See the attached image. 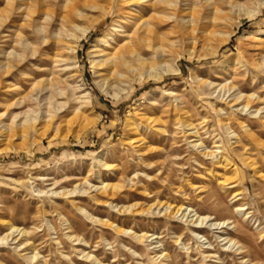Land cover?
<instances>
[{
	"label": "rangeland",
	"instance_id": "1",
	"mask_svg": "<svg viewBox=\"0 0 264 264\" xmlns=\"http://www.w3.org/2000/svg\"><path fill=\"white\" fill-rule=\"evenodd\" d=\"M70 1L84 15L77 25L90 28L72 56L66 44H55L62 17L70 10L65 8L67 0H15V8L0 0V64L13 61L9 53L26 57L19 65L12 62L8 74L3 75L0 65V114L8 113L2 121L10 125L12 113L46 109L51 99L65 106L57 122L66 130L55 137L56 124L40 138L45 130L41 124L25 139L14 138L9 151L0 137V237L13 226L27 232L24 239L30 244L27 252L16 251L15 241L0 245V264H97L86 255L101 264H264V69L255 67L264 62V0L181 3L180 16L195 14L194 27L229 32V42L219 46L217 55L210 52L218 47L219 37L201 40L194 52L192 42L200 33L168 21L173 11L160 0H143L141 5L140 0ZM230 1L253 15L248 17ZM30 5L39 6L43 16H35L32 27L25 10ZM46 10L54 16L51 24L44 20ZM130 11L138 17L129 19ZM140 18L152 26L155 44L165 49L158 61L173 63L180 74L160 82L131 83L116 100L97 85L91 47L104 33L116 38L110 47L99 43L107 53L142 47ZM258 24L263 33L253 32L245 40L246 31ZM40 28L44 33H38ZM43 37L50 45L42 44ZM26 44L36 56L28 54ZM148 55L145 58H151ZM69 58L77 65L73 72L65 70L73 62H65ZM194 77L213 87L200 86ZM78 83L91 95L88 107L82 106ZM225 85L235 90L219 93ZM235 93L255 96L249 111L232 107ZM219 96H224L223 102ZM37 98L41 107L32 102ZM182 116L197 127L202 145L190 143L196 138L185 134ZM129 118L134 119L137 135L127 127ZM129 138L142 142L130 147ZM21 144L27 149H19ZM222 156L235 167L222 164ZM99 161L113 170L101 168ZM232 182L235 188L228 185ZM103 184L119 188L113 193L96 190ZM76 187L72 196L53 194ZM169 205L188 207L230 226L219 232L192 228L191 218L166 213ZM220 237L237 246L226 245ZM25 253L37 254L38 259L30 262Z\"/></svg>",
	"mask_w": 264,
	"mask_h": 264
},
{
	"label": "bare ground",
	"instance_id": "2",
	"mask_svg": "<svg viewBox=\"0 0 264 264\" xmlns=\"http://www.w3.org/2000/svg\"><path fill=\"white\" fill-rule=\"evenodd\" d=\"M8 2H9V7L13 8L15 5V0H8ZM160 2L163 3L164 5H166L168 8H170L173 11L171 16L167 17L168 21H175L178 24H181L182 27L184 29H186V31H190L193 33H200L201 37L200 38H198V37L194 38L195 40L192 42V45H193L192 50L194 52L198 51V45L201 44V40H206V38L208 36H212L214 38H216V37L220 38L217 41L218 47L212 48V50L210 52V54H212V55H217L219 52V50H218L219 46L225 45L229 42V40H230L229 32L223 31V32L218 33L216 31H212V30H210V31L202 30L201 31L200 28L193 26L194 22H196L195 14H190L189 16H186V15H182L183 12H181V16H180V12H178V10L181 7V3H183V2L187 3L188 0H184V1L183 0H174V1L160 0ZM142 3L144 4L143 0L138 1V4L141 5ZM230 4L234 8L243 9L242 6H240L238 4H234L233 1L232 2L230 1ZM38 7L39 6H37V5H30V6H27L25 8V10H27V12H28L27 19L30 22L32 21L31 25H30L31 27H32L33 23L36 21V19H34L35 16H37V18H39V19L41 17H43L41 15V10L38 9ZM21 8H23V6H20L17 9H21ZM65 8H70V10L66 16L62 17V20H61L62 25L60 26L61 32L56 33V37H58V38H57V41L55 44H58L59 46H60V44H63V45L66 44L67 46H65V48H66L65 51H67L68 55L72 56L77 52V50L75 48L76 45L78 46L77 42L81 41L82 39H84L89 34L90 28L77 25V18L82 19V18H84V15L82 12H80V11L76 12V10L73 9L70 0H67ZM92 8H94V6H92ZM46 11L47 12L45 14L44 20H45V22L51 24V22L54 21V16L52 13H50L49 10H46ZM243 11L246 12V15L248 17H251L253 15L252 11H246L244 9H243ZM216 12L220 13L219 10H216ZM134 16L138 17L137 14L130 11L128 14V18L132 19ZM140 19H141V22L138 25L139 29H137V30H138V32L142 31L144 33L143 37L140 38V44L142 45V47L130 45L127 48H125L126 49L125 51L124 50H118V51L116 50L117 52H115V53H112V54L107 53L106 50L100 49L99 43L103 47H110L111 46L110 42L114 43L116 38H115V35H109L106 33L102 34L99 37V39L95 43H93V45L91 47V51H90V53H91V68L93 69L95 78H97V85L103 93H105L109 97L116 99V100L120 98L121 93L128 92L127 87L129 88L131 86V83H140L141 84V83H144L147 81L160 82V81H163L164 77H166V76L179 75L180 74V70L175 69L173 63L171 64V63H168L165 61H158V57L164 55L165 49L160 43L155 44L156 40H154L151 37V35L155 34V32L153 31L152 26L150 27V24L148 23V21L144 20L143 18H140ZM50 24H48V25H50ZM261 26L262 25L258 24L257 26L248 29L246 31L244 39L245 40L251 39V33H253V32L263 33ZM37 31H38V33H42V32L44 33L43 28H40ZM121 33H123V31H121ZM43 38L44 39L42 40V44L45 46L50 45L48 38H46V37H43ZM171 45H173V43H171ZM25 46L27 47L28 54H30L31 56H36V50L31 48L30 45H28V44H26ZM148 54H151L150 55L151 58H145V57L149 56ZM10 56L13 57L12 62L17 63V65L23 63L26 59V57L24 55H19V54L13 55L12 53H9V57ZM74 60L75 59L69 58L65 61L67 63L73 61L70 66H67L65 68L66 71H69V72L72 71L73 72L77 68L76 62H74ZM12 62L10 61V62H5V63L0 64L3 75L10 73L11 69L14 68ZM226 66H228V64L227 65H225V64L220 65V67H226ZM255 67L258 70H263L264 69V62H262L260 64H255ZM226 68H228V67H226ZM193 80H195L200 86H203V87L205 86L208 88L213 87V85H211L210 83L199 80L198 77H194ZM114 81L118 82L119 87L114 86ZM0 86H1V83H0ZM82 86L83 85L78 83L76 89L81 92L80 99L82 101L81 102L82 106L88 107V105L91 102L90 101L91 95L89 92H83L84 89ZM234 90L235 89L233 87H229V86L225 85L219 89V93L220 92H224V93L226 92V93L230 94ZM214 93H218V91H216ZM232 98H233L232 99V101H233L232 107H236V105L240 106V108L237 109V112L249 111L250 106H251L250 101L256 100L254 95L245 96L242 93L232 94ZM218 99H220V101L223 102L224 96H219ZM46 101H48L46 109H41V108L39 110L28 109V110L21 112V113H17V114L12 113L10 125H6L2 121L5 116H8V113L5 112L4 114H0V131H1L0 137L3 138L4 142H6V143H4L6 145L5 151L10 150V147L13 144L12 142H13L14 138L18 137L20 139H25L26 137L29 136L31 131L38 132L39 130L37 128L41 124L44 125L43 127L45 130L43 133H41L40 138L45 137L52 127L54 130L55 125L58 124L57 119L60 116V112L65 108V106L63 104H54L51 99H48ZM176 101H179V99H176ZM32 102L38 103L39 107H41V105H40L41 102H40L39 98L32 99ZM22 103L23 102H20L19 105H22ZM225 104L228 106L231 105V103L227 102V100L225 101ZM258 112H260V111H258ZM184 115H186V113H184ZM145 117H146L145 115L138 116V118H141V120H145L146 122H151V119L145 118ZM180 121H181V125L184 127L185 134L187 136H191V137L196 138L195 140H192L190 143L194 144V147L202 145L201 137L199 136V133L196 129L197 127L194 126L193 124L189 123L186 119L183 118V116L181 117ZM127 123H128L127 127L131 131H135V133H136L135 135H137V127H136V124L134 122V119L129 118L127 120ZM239 124L241 126L247 128L246 126H244L245 125L244 123L239 122ZM60 125H61V123L58 124V126L56 128V136L55 137H58L59 134L62 136L64 134V132H66V130H61L62 128ZM246 132H247V134L252 136L249 129H247ZM232 134H233V136H236L233 132H232ZM67 137H68V133H66L63 136L64 139ZM129 139L130 140L128 142V145L130 147H134L136 142H138V143L142 142V140L135 141L133 138L132 139L129 138ZM18 147H19V149H21V148L24 150L27 149L24 144H21ZM217 147L220 148L221 146L219 145ZM2 151H4V149ZM205 154H207V153H205ZM211 155H212L211 153L207 154V156H211ZM220 162L226 166L235 167L233 162L227 156H222L220 158ZM99 165L101 168H103L107 171H111L114 168V167L104 163L103 161H99ZM226 182H228V181H226ZM235 184H236L235 182H232L228 185H232L231 188H235L236 187ZM116 188H119V187L110 186L108 184H103L100 188L96 187V190L99 189V191H101L102 193H107L108 191L113 193V191ZM78 190H79V187H76L75 190H73V191H64L61 193L53 192V194H63L64 196H68V195L72 196L74 194H77ZM45 192L46 191H39L40 194H44ZM47 193H49V191ZM237 197H238V194H235L234 198L236 199ZM151 209L152 208L144 211L143 213L148 214ZM165 212L166 213H169V212L173 213L175 216L181 214V215H184V217H187L188 219L191 218V221H190L192 223L191 227L196 228V229H206V230L208 229L209 231L219 232V230L224 229V227L226 225H227V227L230 226V224H229L230 222H226V221L225 222L224 221L223 222H216V221L214 222V220L212 218H210L208 216H200L195 211H193L192 209H190L188 207L185 208L184 206L172 207L169 205L165 208ZM236 212L241 214L242 210L238 209V210H236ZM192 213H194V215L190 216V214L192 215ZM235 225H236V223H235ZM236 226H238V225H236ZM236 226H235V228H236ZM241 227H243V226L237 227V230L236 231L234 230V231L237 234H239L241 232V229H240ZM10 229H11V231L9 234L5 235V237H0V245H10L9 241L10 242L15 241L14 244L17 245L15 248L16 251L20 250L21 252H27L28 247L30 245L29 241L24 239V237H26V235H27V232L23 231V230H19L18 228H14L13 226ZM231 229L232 228L230 227L226 231H230ZM202 232H204V231H202ZM205 233H207V232H205ZM201 234H202L201 232H199V231L197 232L198 236H200ZM221 234L225 235V232H222ZM227 235H229V234L227 233ZM137 236L138 235H136V237ZM68 238H70L71 240L75 239V241L80 242V240L76 239L73 236H70ZM138 238L140 240L142 239L141 237H138ZM202 238H204V236H202ZM21 239H24V240L21 242L20 241ZM220 239H223V237H220ZM223 241L224 242L227 241L226 245L227 244L229 245V243L232 244L234 246V248H235V246H237L236 241L234 242L233 240L229 239L228 237L223 239ZM24 256L30 262H34L38 259L37 254L32 255L30 253H25ZM86 258L88 260H94L97 264H101L93 256L86 255Z\"/></svg>",
	"mask_w": 264,
	"mask_h": 264
}]
</instances>
